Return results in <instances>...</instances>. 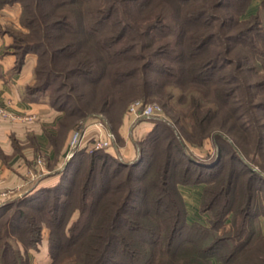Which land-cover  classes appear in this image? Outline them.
Instances as JSON below:
<instances>
[{"label":"trees","instance_id":"obj_1","mask_svg":"<svg viewBox=\"0 0 264 264\" xmlns=\"http://www.w3.org/2000/svg\"><path fill=\"white\" fill-rule=\"evenodd\" d=\"M15 1L27 29L14 34L15 67L37 55L26 91L49 90L53 107L63 97L60 134L88 112L86 91L105 85L110 112L156 100L174 127L159 119L134 162L95 151L66 185L1 213L0 264H29L16 241L31 246L44 228L48 264H264V0L255 12L246 0H0V8ZM208 138L219 155L193 160L187 147ZM194 166L212 170L209 227L188 221L178 189L200 181Z\"/></svg>","mask_w":264,"mask_h":264},{"label":"rangeland","instance_id":"obj_2","mask_svg":"<svg viewBox=\"0 0 264 264\" xmlns=\"http://www.w3.org/2000/svg\"><path fill=\"white\" fill-rule=\"evenodd\" d=\"M250 1V12L256 11V6L259 4L260 0H246ZM244 6L246 4L244 3ZM243 7V4H242ZM21 15V5L19 2L15 1L13 3L5 4L0 8V34H6L11 37V42L9 43V48L15 54L12 44L14 43V34L23 35L27 32V29L20 21ZM35 57L37 55L34 52H29ZM16 61L18 59L15 54ZM33 70L31 81L27 85H32L33 81ZM59 83V81L57 82ZM24 87L23 96L28 100L34 102H46L48 108L52 112L58 115V120L62 117L63 112L58 110L57 107L61 104L62 98H58L55 101V106H52V102L49 90L37 91L33 95L27 94L26 87ZM101 93L91 94L85 91V98L88 100L86 104L87 113L83 117L75 118V125L68 128L64 133L60 134L58 131L57 123L55 125L56 132L54 136L50 137L49 145L41 146L38 143H33L34 151L36 152L30 166L34 172L35 177H24L25 184L20 189L7 188L3 185L4 177L0 173V214L9 213L17 206V202L24 198H28L37 194L40 190L45 188H52L59 184L66 185L68 179L73 177L74 168L82 161V166L80 169L86 167L90 156L93 152L99 151L101 153H107L115 157L118 161L124 163H132L137 160L140 156L141 145L140 141L146 135V133L153 127L155 121L166 120L170 124L172 121L167 117L164 109L160 103L156 100L144 101L142 99H132L128 102L126 110L123 113L119 112L118 105L114 107L113 110H108V86H103ZM34 88V87H32ZM62 91H65L64 89ZM84 101L81 103L84 106ZM132 104H156L160 108L159 113H155L149 117H142L140 115L134 114L130 111ZM58 105V106H57ZM9 112V111H8ZM4 120H11V115L0 116ZM0 118V119H1ZM31 120L30 118L26 121ZM57 120V121H58ZM23 121V119H21ZM35 123V120L32 119ZM146 122V123H145ZM24 122H22L23 124ZM148 125V130L143 129L142 126ZM173 127L174 125L171 124ZM150 127V128H149ZM76 134V141L73 143V137ZM111 134L113 139L110 144H104L99 146V143H105L108 141V136ZM58 140V141H56ZM132 144V154L129 159H127L124 147L126 142ZM211 138L203 141L201 145L198 146H188V154L193 160L204 161L206 163H211L216 156L219 155V151L213 143ZM18 149H23L26 145L23 142H18L13 140L12 142ZM49 147V148H47ZM71 164V166H69ZM73 164V167H72ZM69 166V167H68ZM254 171H259L257 165H250ZM197 172H201L203 175L200 177V181H193L188 184H178V189L184 200L185 208L187 209V219L191 222H198L203 226L209 227L210 222V212L206 210V206H210L215 203L212 200V195L209 193L204 195V189L211 187L213 182H210L213 177L209 175L212 170L208 168H201L194 166ZM81 170L78 172L80 173ZM76 177V175H75ZM214 186V185H213ZM260 195V194H259ZM15 203L13 206H10ZM216 204V203H215ZM4 207V208H2ZM214 208V206H213ZM215 209V208H214ZM230 216V215H229ZM260 230L264 234V216L259 217ZM220 233L221 230H220ZM48 230L46 228L42 231V236L40 241L36 242L31 246L26 248L16 241V245L20 248L21 253L28 259L29 264H48L50 262L49 258V241H48ZM211 264H221L212 258Z\"/></svg>","mask_w":264,"mask_h":264},{"label":"crops","instance_id":"obj_3","mask_svg":"<svg viewBox=\"0 0 264 264\" xmlns=\"http://www.w3.org/2000/svg\"><path fill=\"white\" fill-rule=\"evenodd\" d=\"M10 42L11 37L6 32L0 34V108L9 111L12 118L4 120L0 117V173L5 187L20 189L25 184L24 177H35L30 167L36 153L32 141L40 146L49 145L50 136L56 132L58 115L48 108L46 102L24 98V87L31 81L35 57L27 53L21 67L16 69L15 54L8 46ZM28 118L31 120L26 121ZM145 123L140 126L148 130ZM13 140L26 146L18 149ZM131 147L127 141L124 147L127 159L133 156Z\"/></svg>","mask_w":264,"mask_h":264},{"label":"built area","instance_id":"obj_4","mask_svg":"<svg viewBox=\"0 0 264 264\" xmlns=\"http://www.w3.org/2000/svg\"><path fill=\"white\" fill-rule=\"evenodd\" d=\"M130 111L142 117L143 116L149 117L155 113H159L160 108L156 104H145V105L132 104L130 107ZM8 114L10 115V113L6 109L0 108V116L4 117ZM112 139L113 136L109 134L108 141H105V143H99V146H103L104 144H110ZM75 141H76V134L74 135L72 142L74 143Z\"/></svg>","mask_w":264,"mask_h":264}]
</instances>
